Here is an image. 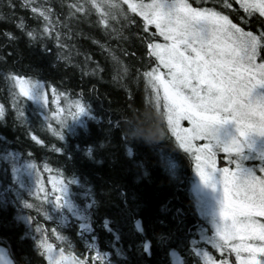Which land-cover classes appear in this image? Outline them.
Here are the masks:
<instances>
[{"label": "snow or ice", "instance_id": "snow-or-ice-1", "mask_svg": "<svg viewBox=\"0 0 264 264\" xmlns=\"http://www.w3.org/2000/svg\"><path fill=\"white\" fill-rule=\"evenodd\" d=\"M6 6L13 11H0V20L13 23L15 31H4L7 43L0 45V82L6 89L0 122L14 116L15 122L28 124L21 106L27 101L36 105L41 129L57 141L75 135L87 120H96L83 90L60 89L7 67L16 53L4 54L9 45L23 40L30 49L38 47L44 56L55 55L66 66L79 68L83 79L106 71L92 55L69 43L77 35L90 39L110 57L113 81L123 84L134 78L137 87H144L143 114L137 110L135 119L123 123L108 120L109 132L113 127L122 132L126 155L134 157L130 140L153 147L167 142L189 162L193 175L181 183L190 186L191 201L210 227L199 226L197 234L185 235L182 210L177 208L169 231L155 237L158 244L167 245L169 264H264V0H61L60 11L47 2L20 0L19 8L30 15L18 18L13 0ZM84 23L98 34L85 35L79 30ZM132 37L138 51L121 48L124 55L136 58L129 64L110 41ZM73 49L76 56L83 55L82 62L73 63ZM91 64L95 67L89 72ZM27 135L49 152L64 151L31 130ZM110 146L101 142L98 148ZM33 155L29 151L24 159L7 149L0 154V162L8 166L6 180L8 168L11 173L10 185L0 186V204L10 202L18 205V212L22 206L36 213L17 216L26 225L20 240H31L30 247L46 264L127 261L118 246L121 236L107 219L102 227L113 237L108 244L117 259L99 250L92 211L97 201L87 182L75 174L67 176L47 160L38 165ZM86 155L94 159L95 149L89 147ZM159 155L165 170L179 178L176 158L163 149ZM119 195L127 206L128 193ZM160 211L171 210L164 205ZM40 218L54 227L49 229ZM68 227L85 242L84 251L77 252L72 238L64 235ZM134 230L141 237L138 250L151 256L153 241L142 221L135 220ZM0 264L22 262L10 246H0Z\"/></svg>", "mask_w": 264, "mask_h": 264}, {"label": "trees", "instance_id": "trees-1", "mask_svg": "<svg viewBox=\"0 0 264 264\" xmlns=\"http://www.w3.org/2000/svg\"><path fill=\"white\" fill-rule=\"evenodd\" d=\"M38 2L40 4L47 2L60 11L61 0H38ZM13 3L17 5L15 9L17 18L20 15H30L19 8L20 0H13ZM6 4L7 0L0 3V11L6 14L11 13L13 10L7 8ZM55 19L56 17L53 16V20ZM6 30L15 31L14 24L0 20V45L7 43L2 35ZM79 30L85 35L98 34V30L91 28L87 23L80 24ZM69 43L76 45L81 53L87 52L92 55L95 61L106 68V71L95 76H85L82 79L79 68L66 66L63 61H57L55 55L44 56L38 47L30 49L23 40L9 45L4 52L5 55L7 51L16 53L7 67L15 68L34 79L54 84L60 89H70L75 92L83 90L85 99L93 108L96 120H87L85 128H78L75 135L67 134L65 141H57L41 129L42 118L34 113L36 105L31 101L22 102L21 106L26 110L29 123L21 125L14 121V116H9L6 121L0 122V154L7 149L9 152L18 153L24 159H28L27 153L31 151L34 154L32 159L38 165H42L47 160L51 166L63 169L67 176L71 177L75 174L82 182H87V186L92 188L97 201L92 211L95 234L98 237V247L101 253L109 252L111 259L114 261L117 259L114 250L108 244L113 237L102 227L103 221L107 219L111 222L110 226L113 231L121 236L118 246L123 249L124 256L127 257V261L121 259V264H169V257L165 251L167 245L161 246L155 237L161 232L166 234L169 231L174 224L173 216L177 208L182 210L181 219L184 221L185 235L189 232L197 234L199 226L210 227L197 214L195 205L189 196L190 186L186 182L181 183V180L186 181L187 177L193 175L189 162L183 153L174 151L167 142H160L158 146L153 147L147 144L141 146L130 140L128 146L132 148L134 157H128L126 147L121 140L122 132L115 127L109 132L108 120L111 119L113 124L117 120L123 123L126 119H135L137 110L143 114L145 111L143 85L137 87L134 78L126 80L123 84L113 81L110 57L93 45L90 39L77 35ZM110 43L112 49L121 56L123 61L129 64L135 63L136 58L124 55L121 51V48H126L130 52L138 51V44L134 37L127 41H110ZM55 51L56 49H53V53ZM72 55L73 63L82 62L84 59L83 55H75V49L72 50ZM94 67L95 64H91L89 72ZM134 70L133 68L132 71ZM129 92L131 99H129ZM5 99L6 89L0 82V102ZM29 130L45 141L56 143L64 151L60 154L52 153L35 145L27 135ZM101 142H111V146L106 150H100L98 145ZM89 147L95 149L94 159L86 155ZM162 149L166 154L176 158L179 178H173L160 162L159 154ZM140 163L144 164L143 169L137 168ZM221 164H223L222 159ZM6 167H8L6 164L0 162V186L2 187L10 185V168H8L6 180ZM145 171L147 175H144ZM47 175L44 173L45 179ZM121 191L128 193L127 206L119 195ZM24 196L28 198L27 193ZM164 205L171 210L170 213L165 214L160 211ZM17 208L18 205L10 202L6 205L0 204V246H10L14 258L22 264H46V261L30 247L31 240L26 243L20 240L26 231V225L22 220H18L17 216L20 212L32 216L36 213L25 210L22 206L18 212ZM40 219L41 223L49 229L54 227L52 222ZM135 220L142 221L147 237L153 241L151 256L138 250L141 237L134 230ZM63 232L64 235L72 238L77 252L85 250V242L75 236L73 228H65ZM170 243H175V241H170Z\"/></svg>", "mask_w": 264, "mask_h": 264}, {"label": "rangeland", "instance_id": "rangeland-1", "mask_svg": "<svg viewBox=\"0 0 264 264\" xmlns=\"http://www.w3.org/2000/svg\"><path fill=\"white\" fill-rule=\"evenodd\" d=\"M185 123H186V122H185ZM221 166H223V164H221ZM197 214H198L199 218L203 219V218L200 216V214H199L198 211H197Z\"/></svg>", "mask_w": 264, "mask_h": 264}]
</instances>
